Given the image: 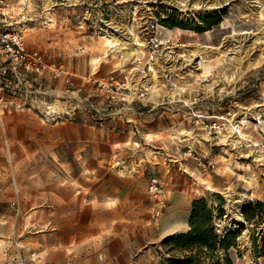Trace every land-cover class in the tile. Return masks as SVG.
I'll return each instance as SVG.
<instances>
[{"label":"rangeland","instance_id":"1","mask_svg":"<svg viewBox=\"0 0 264 264\" xmlns=\"http://www.w3.org/2000/svg\"><path fill=\"white\" fill-rule=\"evenodd\" d=\"M50 1L8 0L5 10L3 29L47 67L5 74L0 264H173L188 255L189 264H264V8ZM223 20L235 26L224 30ZM107 35L122 44L108 47ZM138 78L147 86L133 94L127 84ZM241 112L234 134L230 119ZM229 193L249 196L237 216ZM201 199L214 212L216 250L174 247L168 239L191 229ZM228 232L236 237L223 247Z\"/></svg>","mask_w":264,"mask_h":264},{"label":"trees","instance_id":"2","mask_svg":"<svg viewBox=\"0 0 264 264\" xmlns=\"http://www.w3.org/2000/svg\"><path fill=\"white\" fill-rule=\"evenodd\" d=\"M219 23V21L217 22ZM215 24V23H214ZM214 212L208 206L204 199L197 200L193 204V210L191 213L190 226L191 229L187 233H182L178 236L168 239V243H171L174 247L179 249L193 251V250H216L219 243V236L213 225ZM236 237L235 233L228 232L222 237L221 245L231 246L232 239ZM193 256L188 255L184 259H173V264H189L193 262ZM216 264V263H209Z\"/></svg>","mask_w":264,"mask_h":264},{"label":"built area","instance_id":"3","mask_svg":"<svg viewBox=\"0 0 264 264\" xmlns=\"http://www.w3.org/2000/svg\"><path fill=\"white\" fill-rule=\"evenodd\" d=\"M8 7V0H0V65L4 66L2 76L0 75V101L3 99L8 87V79L5 77L7 70L15 67L23 68L27 72L34 73V67L40 70L47 67L42 56L38 52L29 51L19 33H12L5 27V10ZM58 71V70H57ZM150 190L155 195L161 193L158 179L150 183Z\"/></svg>","mask_w":264,"mask_h":264},{"label":"bare ground","instance_id":"4","mask_svg":"<svg viewBox=\"0 0 264 264\" xmlns=\"http://www.w3.org/2000/svg\"><path fill=\"white\" fill-rule=\"evenodd\" d=\"M222 1H227V0H217L216 3H214V6H221L223 3ZM251 2L253 3V6H255L257 9L264 8V0H252ZM45 3H46L47 7L51 6L50 0H45ZM21 4H22L23 8H27L30 5V0H22ZM252 15L256 16L257 18H262L261 13H259L258 11H257V13L256 12L252 13ZM234 26H235V24H233L229 20H223L222 23L220 24V27L224 30H228ZM263 33H264V31H263ZM248 34L249 33L247 31H242V32L238 33L242 42L247 40ZM105 38H106V45L108 47L113 48V47H117L119 44H122V42H120V39L118 37L107 35V36H105ZM133 45H134V43H130V46L132 47L131 49H134ZM138 46L139 47L137 48V50L140 51L139 54L140 53L143 54L142 49L144 47H146V45L144 43L139 42ZM223 47H225V46L223 45L222 48ZM218 52L219 53L222 52L221 48ZM138 69H139V65L137 64L135 69L133 70V73L137 75ZM135 81L137 83L134 84V81L129 80V82L127 84V89H130L131 91H133V94H138L140 91H143V89L146 88L147 84L141 78H138ZM260 106H261V104H257L255 106V108L257 109ZM245 115H246V112H241L239 115L237 114V116H234L232 119H230V128L229 129L231 130L232 133L236 134L237 132H239L242 134L241 130L239 129L241 127V125L239 123L240 122L239 119L242 118V123H245L246 122L245 121V117H246ZM227 196L229 197L228 200H229V204H230L229 205L230 210H231V212H233V215L237 216L238 215L237 214V204L242 202L245 198H247L249 196H247L244 193L243 194H232V193L230 194L229 193ZM232 225H234V223H232Z\"/></svg>","mask_w":264,"mask_h":264}]
</instances>
